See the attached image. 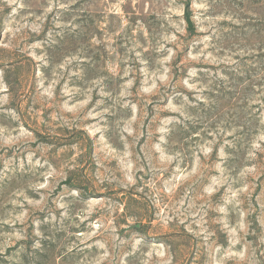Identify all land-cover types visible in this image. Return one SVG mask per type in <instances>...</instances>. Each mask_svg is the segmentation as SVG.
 <instances>
[{"label":"rangeland","instance_id":"374dc122","mask_svg":"<svg viewBox=\"0 0 264 264\" xmlns=\"http://www.w3.org/2000/svg\"><path fill=\"white\" fill-rule=\"evenodd\" d=\"M0 264H264V0H0Z\"/></svg>","mask_w":264,"mask_h":264},{"label":"water","instance_id":"95a60500","mask_svg":"<svg viewBox=\"0 0 264 264\" xmlns=\"http://www.w3.org/2000/svg\"><path fill=\"white\" fill-rule=\"evenodd\" d=\"M188 24L190 25L189 21H188Z\"/></svg>","mask_w":264,"mask_h":264}]
</instances>
